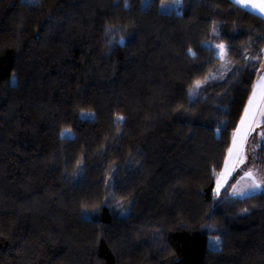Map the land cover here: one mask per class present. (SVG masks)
Returning a JSON list of instances; mask_svg holds the SVG:
<instances>
[{"label": "trees", "instance_id": "obj_1", "mask_svg": "<svg viewBox=\"0 0 264 264\" xmlns=\"http://www.w3.org/2000/svg\"><path fill=\"white\" fill-rule=\"evenodd\" d=\"M263 60L231 0H0V264H264L215 192Z\"/></svg>", "mask_w": 264, "mask_h": 264}, {"label": "snow or ice", "instance_id": "obj_2", "mask_svg": "<svg viewBox=\"0 0 264 264\" xmlns=\"http://www.w3.org/2000/svg\"><path fill=\"white\" fill-rule=\"evenodd\" d=\"M231 2L264 17V0H231ZM125 3L127 4V0H125ZM215 47L219 50L216 55L223 60L226 55L225 45L218 44ZM215 78L216 77H212V79ZM201 86L202 82L196 81L194 87L199 89ZM258 117L260 119H257ZM117 119H123V117H118ZM261 122H264V75L259 77L256 85L253 87L252 93L248 98L247 106L244 109V115L241 117L240 127H238L233 134L232 146L228 149V157L225 160V170L217 177V193L220 191L222 182H225L224 178L227 177L231 171L228 167L229 162L231 161L233 168L236 164L245 163L246 157L243 154L244 144L249 132L253 130V126H259ZM261 136L264 138V133H261ZM244 177L250 180V183H246L243 187L234 185L232 188V195L243 197L249 192H254L264 187V181L257 180L252 170L246 171ZM216 243H219V241H216Z\"/></svg>", "mask_w": 264, "mask_h": 264}, {"label": "rangeland", "instance_id": "obj_3", "mask_svg": "<svg viewBox=\"0 0 264 264\" xmlns=\"http://www.w3.org/2000/svg\"><path fill=\"white\" fill-rule=\"evenodd\" d=\"M28 1H33V0H28ZM147 2H148V0H142V5H146ZM173 4H174L173 1L170 3H164L162 5V9L168 10ZM210 44H212V43H210ZM257 119H260V118L258 117ZM235 132H236V130L233 132V134ZM62 133H63V135L71 134L70 131H66V130H63ZM261 133H264V122H261L259 124V126L254 125L253 130H251L248 134L247 140H246L244 147H243V154L246 157L245 163L236 164L235 167L233 168L231 161L229 162L228 167H229V169H231V171H230L229 175L224 178L225 182H222L221 187H220V191L226 187L227 182L229 181V179L233 175L235 176L236 179L228 190V193L230 195H232V188L234 185L237 187H243L246 183H250V180H248L246 177H244V173L248 170H252L254 172L257 180L264 181V165L259 162V150H258V148L261 144V141L263 139L261 136ZM232 140H233V135H232ZM231 146H232V141H231L230 147ZM227 157H228V152H227L225 160L227 159ZM224 170H225V161H224L223 168H222L221 172H223ZM220 173H219V175H220ZM216 188H217V179H216V185H215V192L217 193ZM263 188L264 187H262L261 189H263ZM261 189H259V190H261ZM257 191L258 190L254 191V192H257ZM250 193H253V192H249L248 194H250ZM232 196H234V195H232ZM234 197H241V196H234ZM126 211L127 210H125V212ZM216 241H219V239L215 238V237L210 238V244L213 247L218 246V245H216V246L214 245V243H216Z\"/></svg>", "mask_w": 264, "mask_h": 264}, {"label": "crops", "instance_id": "obj_4", "mask_svg": "<svg viewBox=\"0 0 264 264\" xmlns=\"http://www.w3.org/2000/svg\"><path fill=\"white\" fill-rule=\"evenodd\" d=\"M248 10V9H247ZM254 13V12H253ZM264 18V17H263ZM261 75H264V60H263V62H262V65H261V67H260V70H259V72H258V74H257V76H256V79H255V83H254V85H253V87L256 85V83H257V80L259 79V77L261 76ZM253 87H252V89H253ZM252 93V92H251ZM251 95V94H250ZM247 103H248V101H247ZM247 103H246V106H247ZM245 106V107H246ZM245 109V108H244ZM244 115V111H243V113H242V116ZM241 116V117H242ZM240 121H241V118H240ZM240 121H239V124H238V126H237V128L238 127H240ZM237 130V129H236Z\"/></svg>", "mask_w": 264, "mask_h": 264}]
</instances>
